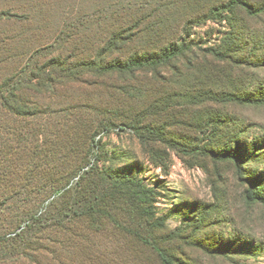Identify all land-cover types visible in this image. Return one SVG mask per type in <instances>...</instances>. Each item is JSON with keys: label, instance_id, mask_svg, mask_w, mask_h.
I'll use <instances>...</instances> for the list:
<instances>
[{"label": "rangeland", "instance_id": "rangeland-1", "mask_svg": "<svg viewBox=\"0 0 264 264\" xmlns=\"http://www.w3.org/2000/svg\"><path fill=\"white\" fill-rule=\"evenodd\" d=\"M27 1L0 0V10L26 15ZM93 1L58 0L54 4L60 3V11L46 15L41 20L43 27H63L64 22H78L80 16H86L82 20L86 24L94 11ZM211 1L216 0H187L181 12L172 7L170 19L181 27L177 32L173 24L168 26L172 31L169 36L173 34L181 43L192 45L193 51L172 67L161 68L157 76L147 71L140 74V84L133 82L149 93L134 100L137 114L142 115L140 121L146 118L144 122L158 128L160 137L151 130L153 135L147 133L151 140L143 143L136 131L126 127L99 137L98 167L114 174L126 172L153 190L157 221L154 226L143 221L128 203V208H122L125 216L121 221L132 228L140 226L141 221L146 223L141 227L144 240L115 228L107 229L102 236L84 230L75 239L76 245L101 250L97 264H164L160 252L172 264H264V204L248 199L252 188L257 196L264 193V0H236L246 6L236 7L224 20L207 18ZM74 4L72 12L81 5L75 10L79 14L64 15ZM191 19V25H185L184 20ZM8 28L14 35L20 32L19 26ZM114 30L116 26L102 28L96 23L87 32L94 35L93 43L98 35ZM53 38L47 39L48 44ZM145 42L133 44L132 51L167 44L148 46ZM222 47L224 61L205 55L206 50ZM112 80L98 86L99 90L78 85L84 91L67 100L66 106L123 104L126 95L113 86L124 84ZM156 139L166 143H154ZM230 149L240 150L239 164L227 154ZM156 161L165 164L164 168ZM58 196L42 205L39 216L47 213ZM43 236L42 245L57 248L48 240H57L51 230L45 229ZM30 254L23 257L16 248L7 253L0 249V264H58L49 253H45L46 258L34 259ZM55 256L64 264L68 261L67 251L56 252Z\"/></svg>", "mask_w": 264, "mask_h": 264}, {"label": "trees", "instance_id": "trees-1", "mask_svg": "<svg viewBox=\"0 0 264 264\" xmlns=\"http://www.w3.org/2000/svg\"><path fill=\"white\" fill-rule=\"evenodd\" d=\"M57 1L28 0L26 15L0 10V249L7 253L16 248L23 257L29 252L32 259L46 258L45 253H49L58 264L64 263L55 253L67 251L66 264H97L101 250L76 245L75 239L84 230L92 236H102L107 229L115 228L144 240L141 227L146 223L141 221L137 229L121 221L125 216L122 208H128V203L143 221L152 226L157 221L154 191L126 172L101 170L96 150H100L102 142L99 137L114 128L136 131L143 143L152 138L148 132L153 135L151 130H158L144 122L146 118L140 121L142 115L137 114L134 100L149 93L133 82L140 84L143 72L151 71L157 76L161 68L172 67L193 51L192 45L181 43L173 34L169 36L172 31L167 29L173 24L175 31L180 30L181 24L170 19V12L172 7L183 11L187 0H94V11L86 24L82 22L86 16H80L78 22L67 21L63 27L46 29L41 20L60 11V3L54 4ZM226 2H209L207 18L224 20L236 7L246 6L241 1ZM162 3L164 6H160ZM74 7L75 4L63 14H79L72 12ZM192 20H184L185 25H191ZM96 23L102 28L116 26L117 30L98 35L100 38L91 43L94 35L87 31ZM11 25L20 27L17 35L10 32ZM144 41L148 46L167 44L132 51L133 44ZM223 49H209L205 55L224 61ZM112 79L124 84L113 86L126 95L123 104L117 101L66 106L67 100L84 91L82 85L99 90L98 86ZM157 133L160 137L161 133ZM154 143L166 140L156 139ZM227 154L238 164L242 159L239 149H230ZM156 162L164 168L165 164ZM76 178L79 179L69 188ZM56 195L59 196L47 213L39 216L42 205ZM248 199L264 204V193L257 196L252 188ZM45 229L57 237L48 238L57 248L42 245ZM159 255L164 264H172L167 255Z\"/></svg>", "mask_w": 264, "mask_h": 264}]
</instances>
